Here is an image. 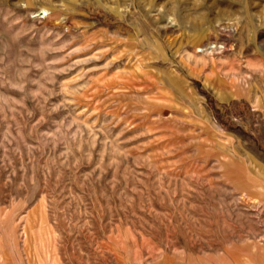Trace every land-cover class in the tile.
<instances>
[{
	"label": "rangeland",
	"instance_id": "374dc122",
	"mask_svg": "<svg viewBox=\"0 0 264 264\" xmlns=\"http://www.w3.org/2000/svg\"><path fill=\"white\" fill-rule=\"evenodd\" d=\"M0 264H264V0H0Z\"/></svg>",
	"mask_w": 264,
	"mask_h": 264
}]
</instances>
